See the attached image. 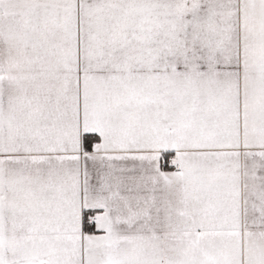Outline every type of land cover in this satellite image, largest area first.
<instances>
[{"label": "snow or ice", "instance_id": "6c2138e0", "mask_svg": "<svg viewBox=\"0 0 264 264\" xmlns=\"http://www.w3.org/2000/svg\"><path fill=\"white\" fill-rule=\"evenodd\" d=\"M0 264H264V0H0Z\"/></svg>", "mask_w": 264, "mask_h": 264}]
</instances>
